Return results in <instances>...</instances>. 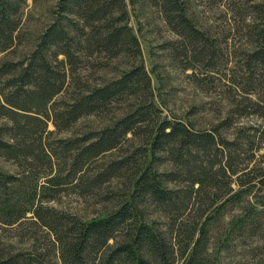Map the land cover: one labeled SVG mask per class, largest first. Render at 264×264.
I'll return each mask as SVG.
<instances>
[{"label": "trees", "instance_id": "obj_1", "mask_svg": "<svg viewBox=\"0 0 264 264\" xmlns=\"http://www.w3.org/2000/svg\"><path fill=\"white\" fill-rule=\"evenodd\" d=\"M26 2L0 0V55L18 42ZM151 2L180 38L189 65L210 58L211 66L216 46L188 16L186 4ZM256 13L247 69L258 76L255 104L264 118V3ZM95 55L103 61L93 68L125 57L127 69L102 84L77 82V74L90 69L83 61ZM141 57L126 0H59L31 53L0 66V115L10 121L0 130V153L18 167L16 173L0 169V226H27L34 239L33 250H2L0 264H222L211 252V227L257 184L264 189V161H253L255 153L245 150L256 138L264 140V126L250 130L254 140L246 129L230 140L223 132L231 123L208 130L162 118L151 77L137 63ZM129 100V112L110 125L54 138ZM137 137L132 152L100 166L102 157ZM123 178L125 188L111 189L105 197L110 208L95 219L50 205L66 192L84 196ZM149 205L158 211L153 221L147 219ZM254 208L234 216L230 235L257 236ZM38 231L53 240L57 261L39 244Z\"/></svg>", "mask_w": 264, "mask_h": 264}, {"label": "rangeland", "instance_id": "obj_2", "mask_svg": "<svg viewBox=\"0 0 264 264\" xmlns=\"http://www.w3.org/2000/svg\"><path fill=\"white\" fill-rule=\"evenodd\" d=\"M58 1L27 0L21 14L22 27L18 42L0 55V66L8 61L16 62L31 53L39 36L52 22ZM132 1L126 0L129 25L142 49V57L137 63H142L151 77L154 101L161 111L160 116L169 120L191 121L197 129L209 130L220 124L231 123L223 132L228 139L234 140L242 129H246L254 140L255 134L250 130L264 126V118L258 114L260 110L255 104L259 99L258 76L247 69V59L252 49V35L259 23L256 10L264 0H182L186 4L188 16L216 46V55L209 67L206 62L210 58L189 65L179 50L180 38L170 29L159 7L151 0ZM172 44L175 50H172ZM95 61L103 60L95 55L83 61L82 66L87 63L90 69L77 74V82L93 85L108 82L127 69L129 59L120 57L111 62V67L99 69L92 67ZM130 104L131 100L115 103L107 113L83 118L68 131L56 133L54 138L69 139L104 128L128 113ZM9 125L10 121L0 115V130ZM49 129L55 130L52 125ZM129 138H132L131 135ZM140 141L137 137L125 143L123 149L108 153L102 157L100 166L132 152ZM247 141L245 138L242 143ZM254 141L245 150H251L248 154L255 153L253 161H264V140L256 138ZM151 156H148L149 163ZM0 169L11 173L18 171L17 165L1 153ZM126 180L115 179L84 196L77 192H66L58 202L50 205L78 213L86 219H95L110 208L111 204L105 200L106 195L111 189H124ZM234 188L238 190L236 185ZM254 204L258 215L254 216L252 227L257 231V236H240L235 232L230 235V222L234 216H240L245 207ZM146 207L148 220L159 218L155 207ZM27 229V226L18 228L1 225L0 253L2 250H33L34 239ZM211 230V252L216 253L222 264H256L264 260V189L261 185L257 184L253 194L246 196L242 203L227 207L225 215L213 224ZM38 233L39 244L49 250L51 260L57 261L53 240L41 231ZM123 239L121 237L118 240Z\"/></svg>", "mask_w": 264, "mask_h": 264}]
</instances>
